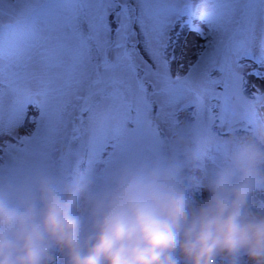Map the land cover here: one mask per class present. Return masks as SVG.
Segmentation results:
<instances>
[{
    "label": "snow or ice",
    "instance_id": "obj_1",
    "mask_svg": "<svg viewBox=\"0 0 264 264\" xmlns=\"http://www.w3.org/2000/svg\"><path fill=\"white\" fill-rule=\"evenodd\" d=\"M193 34L195 58L173 75ZM248 61L264 67V0H0V138L15 140L0 153L35 143L47 158L67 142L91 163L181 116L223 126L237 100L249 118L264 92L248 94Z\"/></svg>",
    "mask_w": 264,
    "mask_h": 264
},
{
    "label": "clouds",
    "instance_id": "obj_2",
    "mask_svg": "<svg viewBox=\"0 0 264 264\" xmlns=\"http://www.w3.org/2000/svg\"><path fill=\"white\" fill-rule=\"evenodd\" d=\"M262 159L254 144L239 146L194 207L168 166L124 168L108 187L66 195L41 179L34 196L15 203L0 187V264H54L55 253L64 264H264V215L247 209Z\"/></svg>",
    "mask_w": 264,
    "mask_h": 264
},
{
    "label": "rangeland",
    "instance_id": "obj_3",
    "mask_svg": "<svg viewBox=\"0 0 264 264\" xmlns=\"http://www.w3.org/2000/svg\"><path fill=\"white\" fill-rule=\"evenodd\" d=\"M188 41V46L176 51L178 59L171 66L173 75L183 73L187 61L195 58V45L199 38L193 34ZM247 63L249 67L244 72L248 80V94L252 93L253 88L264 92V78L247 75L255 69L264 76V67L251 61ZM232 109L236 115L223 126L208 121L192 123L181 116L175 125L163 126L157 138L119 144L113 142L114 146H109L101 157L91 163L86 156L64 155L67 142L58 145L57 151L47 158L40 154L35 143L23 146L27 150L22 152L0 153V187L9 190L15 203L25 196H34L41 179L51 180L66 195L79 186H84L87 191L108 187L124 168L168 166L175 170L180 187L194 207L207 197L209 179L229 167L231 157L239 146L254 144L264 154V103L257 105L255 114L249 119L240 118L243 108L238 100L233 102ZM28 117V122L19 129L20 136L35 131L36 123L33 121L39 120V110L30 108ZM250 118L260 125L254 126ZM129 127L131 130L133 126ZM4 142L15 143V140L5 135L0 138V143ZM233 178L238 179L239 174H234ZM84 199L85 195L82 194L76 204V213L84 211ZM247 209L254 214L264 215V159L255 165ZM54 264H64L62 254L55 253ZM180 264H184L182 257ZM216 264H227V261L217 257ZM240 264L251 262L247 257H242Z\"/></svg>",
    "mask_w": 264,
    "mask_h": 264
},
{
    "label": "trees",
    "instance_id": "obj_4",
    "mask_svg": "<svg viewBox=\"0 0 264 264\" xmlns=\"http://www.w3.org/2000/svg\"><path fill=\"white\" fill-rule=\"evenodd\" d=\"M248 119H249V118H248ZM250 121L253 122V125L256 126V127L260 125V124H258V123H256V122L252 121V118H250ZM167 161H168V160H167Z\"/></svg>",
    "mask_w": 264,
    "mask_h": 264
}]
</instances>
